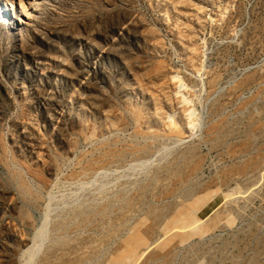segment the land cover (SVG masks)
Here are the masks:
<instances>
[{
    "label": "rangeland",
    "instance_id": "1",
    "mask_svg": "<svg viewBox=\"0 0 264 264\" xmlns=\"http://www.w3.org/2000/svg\"><path fill=\"white\" fill-rule=\"evenodd\" d=\"M0 264H264V0H0Z\"/></svg>",
    "mask_w": 264,
    "mask_h": 264
}]
</instances>
